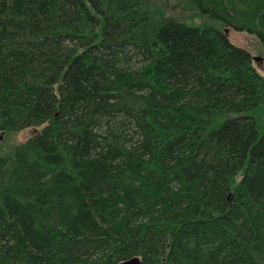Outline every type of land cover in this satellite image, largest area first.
<instances>
[{
  "label": "trees",
  "instance_id": "trees-1",
  "mask_svg": "<svg viewBox=\"0 0 264 264\" xmlns=\"http://www.w3.org/2000/svg\"><path fill=\"white\" fill-rule=\"evenodd\" d=\"M187 1L0 0V264H264V0Z\"/></svg>",
  "mask_w": 264,
  "mask_h": 264
},
{
  "label": "rangeland",
  "instance_id": "rangeland-1",
  "mask_svg": "<svg viewBox=\"0 0 264 264\" xmlns=\"http://www.w3.org/2000/svg\"><path fill=\"white\" fill-rule=\"evenodd\" d=\"M148 2L154 12L169 17L174 16L179 21L185 22L189 25H202L210 21L208 17L202 16L197 8L187 0H148ZM229 37L234 44L241 46L252 53L258 71L264 75V58L262 57V46L258 39L253 34L244 31H236L231 28L229 29ZM35 131L36 128L29 127L19 132L14 137V140L16 142H22L30 137ZM12 137L13 136H10L9 138L4 136V134L0 135L1 152H5L9 149L11 146L10 143L13 141Z\"/></svg>",
  "mask_w": 264,
  "mask_h": 264
},
{
  "label": "water",
  "instance_id": "water-1",
  "mask_svg": "<svg viewBox=\"0 0 264 264\" xmlns=\"http://www.w3.org/2000/svg\"><path fill=\"white\" fill-rule=\"evenodd\" d=\"M226 32L227 33L229 32V28L228 27H226ZM230 198H232V195L230 196ZM118 264H141V258L138 257V256H135V257L126 259L124 261H121Z\"/></svg>",
  "mask_w": 264,
  "mask_h": 264
}]
</instances>
